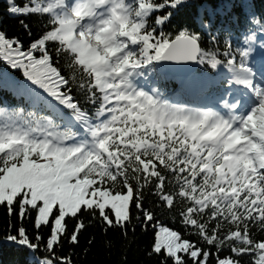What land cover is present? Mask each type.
I'll return each instance as SVG.
<instances>
[{
	"label": "snow or ice",
	"instance_id": "6c2138e0",
	"mask_svg": "<svg viewBox=\"0 0 264 264\" xmlns=\"http://www.w3.org/2000/svg\"><path fill=\"white\" fill-rule=\"evenodd\" d=\"M7 4L26 37L0 27L23 78L0 69V208L29 264H76L90 229L150 235L155 264H264V10L171 28L185 0Z\"/></svg>",
	"mask_w": 264,
	"mask_h": 264
},
{
	"label": "trees",
	"instance_id": "16d2710c",
	"mask_svg": "<svg viewBox=\"0 0 264 264\" xmlns=\"http://www.w3.org/2000/svg\"><path fill=\"white\" fill-rule=\"evenodd\" d=\"M185 2L186 7L175 13L171 28H174L177 23L189 21L199 23L198 17L202 12L199 6L202 3H211L212 5L208 7V11H212L221 9L229 0H185ZM252 4L255 5L257 10H262L264 0H252ZM7 9V0H0V27L6 30L9 36L18 35L25 38L26 34L21 26L20 18L10 16ZM215 19L218 23L226 24L228 22V18L222 14ZM165 30L168 31L169 26L166 25ZM0 68L2 67L0 66ZM163 219L169 226L176 227L169 218L164 217ZM29 231H31L30 226ZM92 232H95L96 242L85 254L83 249L87 246L86 241ZM7 234V217L5 210L0 208V264H29L30 257L27 251L7 241L5 239ZM108 239L113 241V247L111 248L106 246V240ZM149 240L150 235L144 236L139 230L135 237L130 235L129 240L125 241L114 232H110L107 237H104L98 230L90 229L89 233H85L81 237L80 248L76 249V264H118V261L124 257L127 258V264H155V258H149L145 252Z\"/></svg>",
	"mask_w": 264,
	"mask_h": 264
},
{
	"label": "bare ground",
	"instance_id": "6f19581e",
	"mask_svg": "<svg viewBox=\"0 0 264 264\" xmlns=\"http://www.w3.org/2000/svg\"><path fill=\"white\" fill-rule=\"evenodd\" d=\"M211 5H212L211 3H202V4L199 6V9H200L201 11H204L205 9L208 10V7L211 6ZM262 10H264V8H263ZM0 69H1V68H0ZM162 80H163V82H161V85H165V84H164V79H162Z\"/></svg>",
	"mask_w": 264,
	"mask_h": 264
}]
</instances>
